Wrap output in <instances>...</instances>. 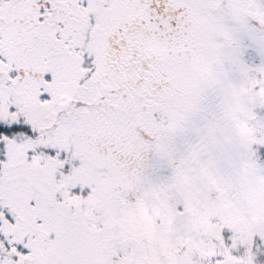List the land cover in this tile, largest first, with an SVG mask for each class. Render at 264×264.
<instances>
[{
  "label": "snow or ice",
  "instance_id": "6c2138e0",
  "mask_svg": "<svg viewBox=\"0 0 264 264\" xmlns=\"http://www.w3.org/2000/svg\"><path fill=\"white\" fill-rule=\"evenodd\" d=\"M0 264H264V0H0Z\"/></svg>",
  "mask_w": 264,
  "mask_h": 264
}]
</instances>
